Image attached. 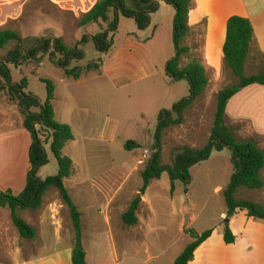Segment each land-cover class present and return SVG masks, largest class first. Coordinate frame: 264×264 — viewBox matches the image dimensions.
Returning a JSON list of instances; mask_svg holds the SVG:
<instances>
[{"label": "rangeland", "instance_id": "1", "mask_svg": "<svg viewBox=\"0 0 264 264\" xmlns=\"http://www.w3.org/2000/svg\"><path fill=\"white\" fill-rule=\"evenodd\" d=\"M97 1L0 0V31H14L22 38H61L70 47L78 45L83 57L80 61L71 60L68 68L84 67L91 61L102 59L100 72L86 73L79 80L67 79L60 68L50 64L48 56L23 63L16 69L8 66L12 83L18 84L26 79V92L38 102L42 103L46 97L41 80H48L54 85L53 108L61 122L56 121L70 126L74 137L62 152L72 160L74 169L72 176L64 181V186L84 213V228L92 236L108 234L110 230L116 233L114 213L110 227L103 223V208L107 200L113 199L110 204L113 209L115 202L123 207L136 197L142 187L140 174L146 165L138 162L144 150L149 157L152 155L159 113L171 111L174 104L188 96L185 80L171 82L166 75V64L175 56L172 44L173 8L165 3L158 6L157 12L150 16L148 27L142 31L136 28L133 19L119 16L112 47L98 52L91 38L105 33L109 22L79 26L82 15ZM205 24L203 20L183 41L182 45L189 51L181 57L180 66L184 67L192 60L199 61L205 68L209 83L204 93L183 113V122L161 133L163 165H170L183 147L196 149L204 146L213 124L217 93L235 83L211 51L207 52L206 58L203 47ZM83 37L85 41H82ZM7 50L9 47L0 51V58ZM263 70L264 55L253 63H245L246 76ZM3 84L0 81V149L5 147L6 153L14 158L10 164L13 174L1 177L0 184L18 190L26 183L30 145L23 144L19 133L2 135L20 129L15 126L18 116L10 108L15 104L10 101ZM249 91L229 101L225 122L239 141L253 140L264 151V130H261L264 129V87L252 86L251 93L247 94ZM251 111L258 113V120L251 116ZM129 141L139 148L126 150L125 144ZM44 148L48 163L40 169V179L54 176L57 172L55 158L46 146ZM231 174V152L224 149L213 152L206 161L190 169V184L187 187L176 181L171 190L166 173L150 183L143 195L144 200L141 197L149 214L140 210L137 216L143 222L150 221V247L162 253V257L153 264H173L189 244L187 239L191 237L186 230L200 235L223 225L221 230L224 231L226 217L220 214L226 213V206L222 191L228 185ZM236 197L264 204V194L259 190H239ZM98 209L102 212L99 213ZM46 211L63 229L67 221L68 233L61 237L59 243L62 248L70 241L72 225L68 211L54 189L45 194L41 207L32 212L38 218ZM2 214L6 221L12 222L8 209ZM91 214L99 222L90 224ZM181 224L186 227L183 234L180 233ZM119 260L124 264L127 259Z\"/></svg>", "mask_w": 264, "mask_h": 264}, {"label": "trees", "instance_id": "2", "mask_svg": "<svg viewBox=\"0 0 264 264\" xmlns=\"http://www.w3.org/2000/svg\"><path fill=\"white\" fill-rule=\"evenodd\" d=\"M160 2L171 6L175 13L172 23V44L175 56L166 64V75L171 82L185 80L188 84V96L174 104L171 111L163 110L159 113L152 155L140 174L142 187L121 215L122 224L124 227L137 225V212L142 204L141 197L152 181L160 179L162 174L166 173L171 183V190L176 181L182 182L187 187L190 184V169L206 161L213 152H221L224 149L231 152L232 165L230 181L222 191L226 219L229 221L238 211H246L247 217L264 221V205L236 197L239 190L253 191L263 188L264 182L260 172L264 167V151L253 140L239 141L233 129L225 122L227 104L237 93L250 86H264V70L250 76L245 75V63L253 37L250 21L239 16H232L226 22L221 66L223 70L231 74L235 83L217 93L213 124L207 142L201 148L179 149L170 165L161 164V133L166 128L178 126L183 122V113L204 93L209 83L205 68L199 61L192 60L184 67L180 66L181 57L189 51L182 44L191 32L188 16L194 0H98L88 12L82 15L79 26L109 22L105 33H98L91 38L97 51L104 52L113 45L119 16L133 19L136 28L142 31L148 27L150 16L157 12ZM85 40L86 38L83 37L82 41ZM8 47L9 50L5 56L0 58V81L4 83V89L7 90L10 101L14 102L22 118V128L30 135L31 143L28 149L30 169L25 186L19 194L14 195L10 190H0V208H7L10 211L12 223L19 237L32 240L36 236L35 230L21 219L16 211L38 210L45 194L51 189L56 190L68 211L74 233L71 263L87 264L82 244V215L64 186V181L74 172L72 160L62 154L65 146L74 139L72 129L55 119L52 105L55 88L52 82L41 80L45 85L46 97L42 103L38 102L32 94L26 92L28 87L26 79H22L18 84L12 83L8 66L11 65L16 69L23 63L38 61L48 56L50 64L60 68L67 79L79 80L86 73L100 72L102 59L91 61L84 67L68 68L71 60L80 61L83 57L78 45L70 47L61 38H22L14 31H0V51ZM46 145H49V151L56 160L57 172L54 176L40 179L39 170L48 163L44 148ZM125 148L130 151L138 149L139 146L129 141L125 144ZM212 231L209 229L198 235L186 230L192 241L173 264H189L194 251L210 237ZM223 240L226 244H232L235 241L228 222L224 224Z\"/></svg>", "mask_w": 264, "mask_h": 264}, {"label": "crops", "instance_id": "3", "mask_svg": "<svg viewBox=\"0 0 264 264\" xmlns=\"http://www.w3.org/2000/svg\"><path fill=\"white\" fill-rule=\"evenodd\" d=\"M159 6H163V3L160 2ZM232 16L246 18L252 25L253 37L246 61L247 63L249 61L253 63L264 55V0H194L193 7L189 12L188 23L191 30H193L205 20L203 47L206 58L207 52L211 51L212 56L220 63L223 57L222 47L225 41L226 22ZM251 87L241 90L235 96L248 90L250 91L247 94L251 93ZM10 108L14 109L18 116L15 126H19L20 129H16V132L3 133L2 135L12 136L19 133V138L23 140V144L26 142L29 146L31 139L29 133L22 128V118L16 106ZM53 110L55 119L61 122L57 118L55 108ZM251 112V116L258 120V113ZM46 147L49 149V145H46ZM0 151L1 182V177L13 174L10 164L14 156L8 152L6 153L5 147H2ZM260 176L264 182V167L260 172ZM10 178L15 181L14 176ZM0 190H10L14 195H17L23 190V187L14 190L11 186L0 184ZM217 190H220V188H217ZM259 191L264 194V186ZM142 198L144 200V196ZM111 201L110 199L107 200L103 208V223L110 227L111 215L114 213L116 233L110 230L108 234H94L93 236L85 230L84 213L74 203L82 215V244L86 263L121 264L119 259L124 258L127 259L124 264H153V261L161 258L162 253L152 249L149 244L151 234V226L148 224L149 220L143 222L137 216L138 223L136 226H123L121 215L127 210L132 200L123 207H120L119 203L115 202L113 209L110 208ZM259 204L262 205V203ZM5 209L7 208H0V264H72L73 229L70 241L67 240L68 244L62 248L59 247L61 237L66 235L69 230L67 221L64 223L63 229L62 225L57 224L56 220L52 219V215L48 214L47 211L41 217L35 218V213L30 210H18L16 214L20 218L22 217L21 219L24 218L23 220L36 232L34 239L26 240L19 237L18 231L12 222L10 223L4 219L2 212H5ZM94 209H97V207H94ZM63 210L65 211L64 208ZM140 210L149 214V210L144 209V202L138 212ZM97 211L99 213L102 212L101 209ZM93 216L91 214L90 224L98 221ZM220 216L224 217L225 212L221 213ZM228 226L235 237L234 243L225 244L223 242V237L221 236L223 225L213 227L211 236L194 251L193 258L189 264H264V221L247 217L246 211H238L228 221ZM185 228L184 225L181 226V234L184 233ZM187 241L190 243L192 239H187ZM172 259L174 260L171 257Z\"/></svg>", "mask_w": 264, "mask_h": 264}, {"label": "built area", "instance_id": "4", "mask_svg": "<svg viewBox=\"0 0 264 264\" xmlns=\"http://www.w3.org/2000/svg\"><path fill=\"white\" fill-rule=\"evenodd\" d=\"M148 158H149L148 152L146 150H144L142 152L141 158H140L138 163L140 165L145 164L148 161Z\"/></svg>", "mask_w": 264, "mask_h": 264}, {"label": "water", "instance_id": "5", "mask_svg": "<svg viewBox=\"0 0 264 264\" xmlns=\"http://www.w3.org/2000/svg\"><path fill=\"white\" fill-rule=\"evenodd\" d=\"M227 222H228V220L226 219V220H225V223H227Z\"/></svg>", "mask_w": 264, "mask_h": 264}]
</instances>
